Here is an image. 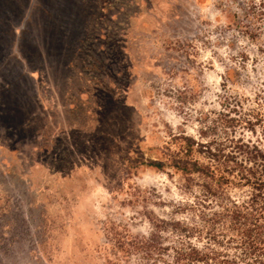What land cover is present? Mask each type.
<instances>
[{"label":"rangeland","instance_id":"obj_1","mask_svg":"<svg viewBox=\"0 0 264 264\" xmlns=\"http://www.w3.org/2000/svg\"><path fill=\"white\" fill-rule=\"evenodd\" d=\"M263 1L0 0V264H133L109 227L194 217L203 179L145 162L264 147Z\"/></svg>","mask_w":264,"mask_h":264},{"label":"trees","instance_id":"obj_2","mask_svg":"<svg viewBox=\"0 0 264 264\" xmlns=\"http://www.w3.org/2000/svg\"><path fill=\"white\" fill-rule=\"evenodd\" d=\"M182 139L179 150L168 147L145 163L158 170L169 167L203 179L199 183L201 194L190 205L194 217H154L151 230L137 236L113 225L109 231L115 248L122 257L134 255L133 264H264V147L230 139L235 152L227 153L224 148H213L189 136ZM194 142L200 150L193 148ZM194 151L203 152L205 159L192 156ZM230 185L249 187L248 193L241 199L234 198L227 191ZM164 230L176 237L165 246Z\"/></svg>","mask_w":264,"mask_h":264}]
</instances>
